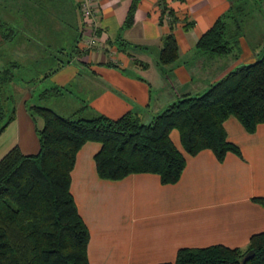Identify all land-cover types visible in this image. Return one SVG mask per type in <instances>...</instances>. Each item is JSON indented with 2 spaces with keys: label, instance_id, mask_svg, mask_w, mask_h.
Segmentation results:
<instances>
[{
  "label": "crops",
  "instance_id": "1",
  "mask_svg": "<svg viewBox=\"0 0 264 264\" xmlns=\"http://www.w3.org/2000/svg\"><path fill=\"white\" fill-rule=\"evenodd\" d=\"M70 1L80 6L87 2L93 16L76 44V51L83 53L55 72L62 77L56 86L76 73V63L87 67L96 89L91 104L107 118L115 119L133 107L156 114L158 106L162 108L181 95L202 93L241 64L238 60L229 64L223 56L195 50L197 39L226 12L228 0L166 1L176 19L173 35L178 59L163 75L156 60L160 38L169 31V18H160L156 0H139L127 29L121 26L129 0ZM188 23L191 26L184 30ZM116 41L132 47L129 57L115 47ZM190 55L194 64L191 59L182 61ZM125 69L133 75L121 74ZM195 77L200 80L197 84ZM162 81L176 91L172 96L167 91L161 105L157 100L151 103L152 88L160 91ZM23 107L18 112L15 109L13 120L0 133V155L13 146L24 155L38 150L33 123ZM222 127L226 141L238 148L240 157L227 153L217 162L208 150L190 157L179 149L177 132L176 142L169 138L185 158L184 169L173 185H160L158 177L150 174L101 181L92 160L99 144L88 142L79 149L69 191L88 231V264L171 263L178 249L243 248L251 235L264 232V209L251 202L252 198H264V125L247 134L229 117Z\"/></svg>",
  "mask_w": 264,
  "mask_h": 264
},
{
  "label": "trees",
  "instance_id": "2",
  "mask_svg": "<svg viewBox=\"0 0 264 264\" xmlns=\"http://www.w3.org/2000/svg\"><path fill=\"white\" fill-rule=\"evenodd\" d=\"M138 1L129 0L122 29L133 23ZM156 1L160 18H169V31L160 38L156 60L163 74L178 59L173 35L176 19L167 0ZM79 7L70 0H0V50L16 37L27 43L24 47L28 51L50 47L47 40L30 35L25 27L28 22L47 25L52 34L69 28L74 51L67 60L43 73V78L54 74L72 55L83 53L76 51L86 26ZM231 10L229 3L227 11L197 39V52L220 57L230 51L228 39L237 36L238 31L234 28L233 34L227 33V19L235 25L233 16L228 15ZM16 11L25 17L21 27L11 15ZM54 25L58 27L54 29ZM190 26L185 24L183 29ZM124 45L116 41V48L129 57ZM1 56L0 52V133L14 118L15 97L6 89L14 77L12 71L21 68L13 63L5 66ZM57 89L44 93H58ZM24 108L33 123L38 150L24 155L13 146L0 158V264H88V231L69 191L70 172L79 149L88 142L99 144L92 160L101 181L117 182L130 175L150 174L158 177L160 185L175 184L185 166L184 156L169 139L171 130L177 132L181 149L190 157L203 150L210 151L217 162H222L227 153L240 157L238 148L226 141L222 124L232 117L247 134H252L257 125H264V53L251 63L236 65L202 93L179 96L151 116L148 123H142L134 112L115 119L102 114L71 119L36 105L24 103ZM251 202L264 209V198H252ZM249 251L253 253L251 258L241 263ZM162 264H264V232L251 235L243 248H181L173 262Z\"/></svg>",
  "mask_w": 264,
  "mask_h": 264
},
{
  "label": "rangeland",
  "instance_id": "3",
  "mask_svg": "<svg viewBox=\"0 0 264 264\" xmlns=\"http://www.w3.org/2000/svg\"><path fill=\"white\" fill-rule=\"evenodd\" d=\"M228 3L232 6V10L228 15L233 16L235 25L230 23L231 19L228 18L227 33L231 32L233 34L234 28L238 31L237 36L233 39H228L231 48L223 58L229 62V64L236 60L241 61V64L251 63L256 57L264 53V0H228ZM85 5L89 7L87 2ZM82 6L83 5L79 7V13L81 12ZM11 15L13 16V21L19 24L18 26L16 25L17 27L23 26L24 16L20 17L17 11L15 13L12 12ZM82 18L86 21V25L90 24V18H85L83 16ZM25 27H28L31 33L30 35L34 38L42 41L47 40L45 42H47L50 47H35L36 45L33 44L36 51H28L29 49L26 50L24 47V44L27 43L23 42L20 36V39L16 37L11 44L3 45L0 50L2 53L1 60L4 61L5 66H8L9 63H13L21 67L12 71L14 77L6 89L8 94L15 97L14 108L16 111L18 112V108L23 107L25 103L28 106L36 105L38 107L47 108L63 118L86 119L90 118L93 114H100L98 112L99 110L91 104L94 94H96V89L92 86L93 77L87 67H82L77 63L73 65L77 70L76 73H73L62 86H56L62 81V77L58 73L43 78V73L55 68L59 61L67 60L68 56L74 51L72 40H69V38L73 36L72 30L69 28L67 30V28L64 27L57 33L52 34L47 30V25H33L30 22H28ZM57 27V25L53 26L54 29ZM124 47L125 53L128 54L133 52L132 47L128 45ZM197 53L202 54L201 52ZM187 59H191L192 61V55L183 57L182 61H188ZM191 66L192 64H189V67ZM198 68H203V65L198 64ZM121 74L128 77L133 75L132 71L129 69L121 71ZM33 78L36 79L34 82L26 84V82ZM193 82L197 84L200 80L196 78ZM53 87L58 88V93H53L52 91L44 93L45 90H49ZM152 89L151 103L157 100L158 105L163 103L162 100L167 94V91L170 92L171 96L173 95V91H176V88L173 89L172 85H167L164 81L161 83L160 91H158L159 89L156 91L154 87ZM115 95L118 96V94ZM120 98L125 100L124 97ZM166 105L167 104H164L162 108L158 106L155 109L156 113L160 112ZM152 109H154V107ZM130 112H134V114L138 115L142 123H148L151 116L155 115V113L151 114L142 108L135 107H133ZM39 124L40 121L36 118V125L38 126ZM169 138L176 142L175 130H171ZM178 147L183 151L180 146ZM4 153L2 155H4ZM2 155H0V158Z\"/></svg>",
  "mask_w": 264,
  "mask_h": 264
},
{
  "label": "built area",
  "instance_id": "4",
  "mask_svg": "<svg viewBox=\"0 0 264 264\" xmlns=\"http://www.w3.org/2000/svg\"><path fill=\"white\" fill-rule=\"evenodd\" d=\"M81 14H82V16L85 17V18H91V17L93 16V14H92L90 8H89V7H86V5H83V6L81 7Z\"/></svg>",
  "mask_w": 264,
  "mask_h": 264
},
{
  "label": "water",
  "instance_id": "5",
  "mask_svg": "<svg viewBox=\"0 0 264 264\" xmlns=\"http://www.w3.org/2000/svg\"><path fill=\"white\" fill-rule=\"evenodd\" d=\"M252 251H249V252H247L244 256H243V258L241 259V263H245L248 259H250L251 258V256H252Z\"/></svg>",
  "mask_w": 264,
  "mask_h": 264
}]
</instances>
